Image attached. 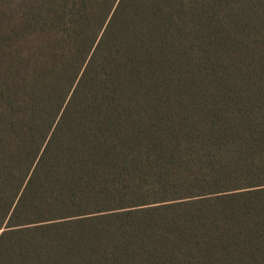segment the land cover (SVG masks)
Listing matches in <instances>:
<instances>
[{"label":"trees","instance_id":"1","mask_svg":"<svg viewBox=\"0 0 264 264\" xmlns=\"http://www.w3.org/2000/svg\"><path fill=\"white\" fill-rule=\"evenodd\" d=\"M0 264H264V0H0Z\"/></svg>","mask_w":264,"mask_h":264}]
</instances>
